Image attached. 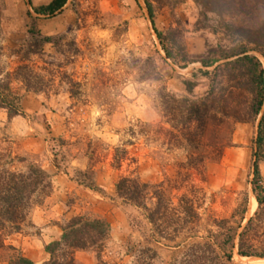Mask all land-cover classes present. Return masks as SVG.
<instances>
[{
    "label": "rangeland",
    "instance_id": "obj_1",
    "mask_svg": "<svg viewBox=\"0 0 264 264\" xmlns=\"http://www.w3.org/2000/svg\"><path fill=\"white\" fill-rule=\"evenodd\" d=\"M49 1L0 0L2 65L12 70L27 63L51 83L44 91L19 90L18 115L8 117L0 108V152L9 153L16 169L29 162L38 165L51 181L48 194L32 205L6 242L34 264H50L44 246L58 239L71 217L84 215L106 221L109 235L103 248L76 250L73 264H136L135 250L147 245L150 225L142 208L115 194L114 183L122 175L159 184L173 200L188 192L189 185L196 186L199 235L219 231L213 219L244 224L257 209L251 181L260 114L250 108L247 84L235 88L228 77L216 76L226 74L221 70L224 59L201 66V58L219 56L217 44L224 40L197 25V5L192 0L172 8L153 3L157 29L181 35L189 60L181 68L165 56L142 0H66L52 15L34 12ZM29 28L52 38L39 45L41 53H28L36 44ZM20 56L28 60L20 61ZM188 81L193 83L190 90ZM210 86L216 100L233 91L229 116L220 114L224 105L215 100L211 105L217 113L206 102V117L200 109V120L192 121L189 102H198ZM58 137L62 145L53 140ZM116 149L123 158L118 166ZM190 156L203 158L202 173L187 168ZM258 167L264 187V157ZM152 202L146 200L148 206ZM150 245L158 255L155 264L177 252ZM63 253L57 250L55 261ZM11 258L9 250H0V264ZM230 264H264V258L240 257L234 248Z\"/></svg>",
    "mask_w": 264,
    "mask_h": 264
},
{
    "label": "trees",
    "instance_id": "obj_2",
    "mask_svg": "<svg viewBox=\"0 0 264 264\" xmlns=\"http://www.w3.org/2000/svg\"><path fill=\"white\" fill-rule=\"evenodd\" d=\"M147 11L151 27L159 40L165 56L174 64L185 67L189 60L181 42L180 33L174 30L162 32L154 23L153 3L170 8L183 3L184 0H142ZM198 7L197 25L208 28L224 42H218L219 56L203 57L199 60L203 68L214 65L219 59L225 62L222 72L216 76H226L233 82V86L251 88L252 112L260 114L253 151V178L252 191L257 202V209L244 224H228L227 219H213L211 224L219 231L206 230L205 235H199L201 214L194 204L195 194L199 190L193 184L189 185L188 192L172 199L170 194L162 189L161 185L142 182L138 177L122 175L114 183L115 194L123 201L144 210L145 219L150 225L146 244L135 250L136 264H155L158 255L150 243L162 247L175 248L176 254L161 264H230L233 249L240 257L264 258V187L261 183V174L258 162L264 157V15L259 16L264 9V0H192ZM66 0H50L46 4L34 7V12L43 15H52L60 11ZM1 33V29H0ZM30 37L36 42L28 53H41L39 45L51 42V37L42 35L39 30L29 28ZM177 35V36H176ZM175 49L178 50L175 53ZM18 55V51H13ZM4 55V46L0 43V108L5 109L8 117L21 113V100L24 91H44L50 81L35 72L31 65L21 63L12 70H6L1 63ZM263 59V61H262ZM28 60L20 56V61ZM59 66V64H58ZM218 66L214 69L217 70ZM44 69V68H43ZM214 70V71H215ZM207 74V70H203ZM212 80V86H213ZM19 83L16 87L15 84ZM193 83L185 82L188 90ZM198 102L191 100L188 112L193 115L192 121L200 120V109L206 117L208 102L211 109L217 113L211 102L216 100L213 87ZM20 88V89H19ZM227 97L218 96L216 103L224 105L220 110L223 117L229 116L231 111L233 91ZM72 92V96H73ZM185 100V99H184ZM202 104L201 107L199 104ZM222 108V106H221ZM211 114H209L210 116ZM235 121L245 120L243 116H234ZM204 125V122H203ZM203 133L199 136L201 138ZM53 140L63 144L62 138ZM24 160V159H21ZM122 156L114 154L116 166L122 162ZM13 158L9 153L0 152V250L7 249L12 253L9 264H34L24 256L14 245L7 243L10 232L19 229L26 220L30 208L44 198L51 189L49 175L38 165L29 162L24 169H16ZM203 158L189 157L186 166L202 173ZM185 179L188 174H184ZM184 179V180H185ZM184 180L182 182H184ZM184 184H181V187ZM178 188V187H177ZM151 195V196H150ZM153 198L150 206L146 200ZM243 220V219H242ZM109 224L99 218H89L84 215L71 217L63 226L58 239L48 242L44 250L50 255V264H73L76 250H91L103 248L108 239ZM64 250V258L55 261V252Z\"/></svg>",
    "mask_w": 264,
    "mask_h": 264
}]
</instances>
